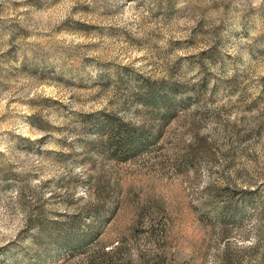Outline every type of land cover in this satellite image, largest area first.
Returning <instances> with one entry per match:
<instances>
[{
  "label": "rangeland",
  "instance_id": "374dc122",
  "mask_svg": "<svg viewBox=\"0 0 264 264\" xmlns=\"http://www.w3.org/2000/svg\"><path fill=\"white\" fill-rule=\"evenodd\" d=\"M0 264H264V0H0Z\"/></svg>",
  "mask_w": 264,
  "mask_h": 264
}]
</instances>
